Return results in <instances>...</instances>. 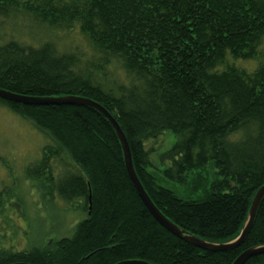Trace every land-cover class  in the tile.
Returning <instances> with one entry per match:
<instances>
[{
	"label": "trees",
	"instance_id": "16d2710c",
	"mask_svg": "<svg viewBox=\"0 0 264 264\" xmlns=\"http://www.w3.org/2000/svg\"><path fill=\"white\" fill-rule=\"evenodd\" d=\"M18 17L50 31L78 27L88 56L50 42L0 43V89L100 104L124 132L155 206L201 240H236L264 186V0H0V20ZM247 61L254 71L237 65ZM0 103L51 141L40 165L48 193L86 215L72 237L0 250V264H233L264 246V201L239 248L201 250L152 217L100 113ZM166 132L177 140L156 165L149 144ZM64 159L70 163L55 176L53 162ZM246 264H264V255Z\"/></svg>",
	"mask_w": 264,
	"mask_h": 264
},
{
	"label": "rangeland",
	"instance_id": "374dc122",
	"mask_svg": "<svg viewBox=\"0 0 264 264\" xmlns=\"http://www.w3.org/2000/svg\"><path fill=\"white\" fill-rule=\"evenodd\" d=\"M16 40L39 47L52 43L59 52H79L88 56L87 41L78 27L72 31H50L25 18L0 20V43ZM264 53V40L261 47ZM256 62L237 65L254 71ZM112 78L120 81L122 73L115 69ZM176 135L166 132L149 146L155 148L153 162L170 150ZM51 141L32 124L0 103V250L23 251L42 247L53 238L72 237L74 228L86 219L81 210L72 208L56 195H50L48 175L41 173L44 148ZM154 144V145H151ZM64 161H54V174L64 171ZM70 163V162H69ZM33 171L29 173V170ZM60 171V172H59ZM77 206V205H76ZM75 206V207H76Z\"/></svg>",
	"mask_w": 264,
	"mask_h": 264
},
{
	"label": "water",
	"instance_id": "95a60500",
	"mask_svg": "<svg viewBox=\"0 0 264 264\" xmlns=\"http://www.w3.org/2000/svg\"><path fill=\"white\" fill-rule=\"evenodd\" d=\"M0 99L4 101L20 103L25 105H34V106H45V105H68V106H82L91 108L98 113H100L105 119L109 121L113 129L115 130L119 142L122 147L125 167L127 170V174L131 183L133 184L139 198L150 212L152 217L168 232H170L173 236L182 240L188 244H191L201 250L207 252H224L231 249L239 248L247 239L251 228L254 224L258 211L264 201V186L261 187L257 193L255 194L249 212L247 216L246 223L238 236V238L230 243L226 244H213L201 240L190 233H187L179 226L174 224L171 220H169L153 203L149 195L147 194L145 188L143 187L141 181L139 180L132 160V154L130 150L129 143L127 138L122 131L118 122L113 118V116L100 104L84 98H74V97H66V98H28L22 95L14 94L6 90L0 89ZM91 201V198H90ZM264 255V246L255 247L246 250L243 252L233 264H246L250 259L263 256ZM117 264H150L146 261H124Z\"/></svg>",
	"mask_w": 264,
	"mask_h": 264
}]
</instances>
